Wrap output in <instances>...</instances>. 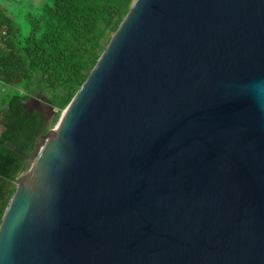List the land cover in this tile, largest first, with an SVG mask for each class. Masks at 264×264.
<instances>
[{
    "label": "water",
    "instance_id": "95a60500",
    "mask_svg": "<svg viewBox=\"0 0 264 264\" xmlns=\"http://www.w3.org/2000/svg\"><path fill=\"white\" fill-rule=\"evenodd\" d=\"M16 153L0 264H264V0H134Z\"/></svg>",
    "mask_w": 264,
    "mask_h": 264
},
{
    "label": "trees",
    "instance_id": "16d2710c",
    "mask_svg": "<svg viewBox=\"0 0 264 264\" xmlns=\"http://www.w3.org/2000/svg\"><path fill=\"white\" fill-rule=\"evenodd\" d=\"M134 0H44L39 12H16L0 0V222L25 159L47 133V119L25 103L40 96L54 122L85 81ZM20 22L29 33L22 36ZM9 145L16 151L9 149Z\"/></svg>",
    "mask_w": 264,
    "mask_h": 264
},
{
    "label": "rangeland",
    "instance_id": "374dc122",
    "mask_svg": "<svg viewBox=\"0 0 264 264\" xmlns=\"http://www.w3.org/2000/svg\"><path fill=\"white\" fill-rule=\"evenodd\" d=\"M14 1L18 3L16 12L19 14H25L27 12H39L40 6L43 4L44 0H14ZM19 26H20L21 35L26 36L29 33L28 25L25 22H20ZM25 106L28 110H39L43 113V115L47 119L46 127L48 131L49 129L53 128L56 125L57 122H54V118L56 117V115H58L57 109L49 106L42 97L40 96L31 97V99L25 103Z\"/></svg>",
    "mask_w": 264,
    "mask_h": 264
},
{
    "label": "crops",
    "instance_id": "0c3cea01",
    "mask_svg": "<svg viewBox=\"0 0 264 264\" xmlns=\"http://www.w3.org/2000/svg\"><path fill=\"white\" fill-rule=\"evenodd\" d=\"M0 131H1V127H0Z\"/></svg>",
    "mask_w": 264,
    "mask_h": 264
}]
</instances>
